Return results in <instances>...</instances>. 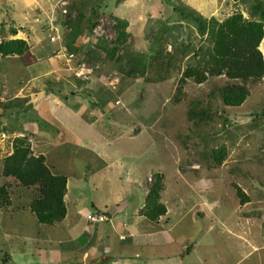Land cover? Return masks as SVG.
<instances>
[{
	"label": "rangeland",
	"instance_id": "rangeland-1",
	"mask_svg": "<svg viewBox=\"0 0 264 264\" xmlns=\"http://www.w3.org/2000/svg\"><path fill=\"white\" fill-rule=\"evenodd\" d=\"M96 2L103 3L101 9L105 12L100 15L94 34L113 41L118 33L117 20L126 19L134 53L150 55L145 81L116 77L119 64L110 59L91 73L85 70L76 76L82 62L91 66L86 48L71 58L68 53L58 51L63 47L67 22L79 20L86 30L90 24V5ZM254 3V0L0 3V40L4 36L24 38L30 44V50L23 56H0V88L4 91L7 81L24 82L22 103L29 100L34 103L32 110L26 104V109L8 112V133H13L11 126L22 130L24 135L31 129L33 152L44 154L54 173L68 177L69 208V217L58 226L41 224L28 209V201L37 195V188L13 183V204L8 210H0V264L51 261L80 264L84 252L91 248L96 251L89 252L87 260L101 258L103 250L93 235L96 225L99 230L96 236L108 241L103 235L109 232L115 247L111 255L116 258L103 264H134L135 260L138 264L166 261L167 264H264V84L256 85L241 107H225L217 97L213 99V118L199 129L188 119L190 104L210 100V91L225 83L224 78H212L203 84L190 82L184 87L187 100L177 107L170 103L193 48L208 45L188 14L191 8L205 17L225 18L237 11L251 17ZM82 13L86 15L82 17ZM12 28L18 30L17 34H11ZM260 48L264 55V40ZM95 50L105 55L101 49ZM50 56L59 63L49 66L53 64ZM71 75L81 82L99 79L90 86L78 85ZM47 79L53 80L51 85H45L47 88L60 91L78 88L80 94L71 96L67 91L57 106L54 96L53 103L48 102L50 96L35 100V93L43 91L41 84ZM62 112H71L72 126L56 121L55 113ZM6 135L1 134L0 138L5 139ZM223 144L228 149L227 158L220 167L210 168L208 152ZM157 173L164 176L162 200L168 211L154 223L136 211L144 206L145 195ZM8 180L2 177L0 185ZM235 184L251 197L249 203H240ZM89 211L110 212L111 224L91 223L87 218ZM116 222L119 225L115 226ZM127 223H132L136 230L145 224L151 231H164L165 241L145 250L132 246L135 238L125 230ZM122 235L126 240L121 239ZM131 254L138 257L133 260L129 258ZM143 256L146 259L141 262Z\"/></svg>",
	"mask_w": 264,
	"mask_h": 264
},
{
	"label": "trees",
	"instance_id": "trees-1",
	"mask_svg": "<svg viewBox=\"0 0 264 264\" xmlns=\"http://www.w3.org/2000/svg\"><path fill=\"white\" fill-rule=\"evenodd\" d=\"M250 13L251 17L244 16L240 11L232 13L225 18L216 15L205 17L198 10L191 8L189 15L196 21L199 33L206 42L207 48L196 47L191 53L192 57L185 63L170 103L177 107L187 100L188 94L184 87L190 82L203 84L212 78H224L222 85H215L210 91V100L206 103L201 100L191 102L188 109V119L199 129L213 118V99H218L225 107H241L253 94L258 84H264V55L260 48L264 40V3L254 0ZM89 3V0H85ZM94 5L96 7H94ZM103 3L96 2L90 5V24L85 30L79 20H71L66 24V35L62 44L68 54H78L79 50L86 48V56L90 64L102 63L110 59L119 64L116 77L131 81L143 82L150 65L148 52L134 53L131 37L128 31L129 23L126 19H118L117 36L108 41L104 36L94 34L100 15L105 12ZM178 8V7H176ZM180 12L185 13L180 9ZM82 13V17L85 16ZM12 28L11 34H17ZM1 33H5L2 26ZM76 33L78 38L71 39ZM86 33V36L82 34ZM96 49L104 51L102 55ZM30 50L29 42L24 38H7L0 40V56H23ZM181 66V65H180ZM178 67L180 71L181 67ZM51 85L53 81L47 80ZM32 109L33 105H29ZM13 152L0 159L1 175L10 180L0 185V210H8L13 204L11 198L13 183L25 188H37V195L30 200L28 209L37 217L39 223L58 225L67 215L65 196L68 192V177L56 174L47 164L44 154H35L32 142L27 135L17 136L13 139ZM211 160L210 168L220 167L227 158L228 149L225 144L212 148L208 152ZM164 176L156 174L145 197V204L138 214L146 219L158 223L160 218L167 214V206L162 200L164 189ZM237 196L241 204L251 201V197L236 185ZM108 215V214H107Z\"/></svg>",
	"mask_w": 264,
	"mask_h": 264
},
{
	"label": "crops",
	"instance_id": "crops-1",
	"mask_svg": "<svg viewBox=\"0 0 264 264\" xmlns=\"http://www.w3.org/2000/svg\"><path fill=\"white\" fill-rule=\"evenodd\" d=\"M35 1V0H34ZM1 4H4L5 3V0H2L1 2H0ZM25 14H26V12H25ZM28 14V13H27ZM11 31V30H10ZM94 31H95V29H94ZM96 33V32H95ZM97 35V34H96ZM78 38V35L76 34V33H73V34H71V39H73V40H76ZM2 40V39H1ZM58 51H60V53H64V52H66V51H64V48L62 47V49L61 50H58ZM86 51V50H85ZM79 52L80 53H83V51L82 50H79ZM67 53V52H66ZM2 57V56H1ZM14 57V56H13ZM15 57H20V56H15ZM56 57H57V55H56ZM2 58H7V57H2ZM49 61L50 62H53V64L51 65H49V66H54V64H58L59 62H58V60L54 57V56H50L49 57ZM99 64H103V62L101 63H97V64H95V66L94 65H91V66H88L87 64H86V62H82L80 65H79V67L77 68V70H76V72H75V75L77 76H79L81 73H83L82 71H85V70H88L89 72L88 73H91L92 71H94L95 70V68L96 67H99ZM92 68V69H91ZM71 69H74V67H71ZM65 73L67 74L68 72L67 71H65ZM65 74V75H66ZM70 78L73 80V81H75L76 83H78V85L80 84V85H86V86H90L91 85V83L92 82H95V81H97L99 78H94V79H92L91 80V82H89L88 80H85V81H83V82H81L80 81V79L79 78H73V76L71 75L70 76ZM47 80H51V79H47ZM47 80L45 81V82H43L42 84H41V88L43 87V91L41 92V90H39V93H35V97H34V99L35 98H37V99H35V100H37V101H39V98H42V99H47V98H49V96H50V98H49V100H48V102H51V103H53V100H52V96H54L55 97V104L54 105H58L59 103H60V98H63L64 96H65V94L67 93V91L68 92H70V94H71V96H76L77 95V97H78V94H80V91L78 90V88H77V90H73V89H66V90H62V91H60L59 89H56V88H52V89H50V88H47V87H45V85L48 83L47 82ZM7 81V80H6ZM51 81H53V80H51ZM14 84H15V89H13L14 87ZM24 85V82H19L18 80L16 81V82H13V83H10V82H8L7 81V84H6V90L4 89V91H3V88H0V135L1 134H8V136L10 137V140H7V138H8V136L5 138V139H2V138H0V154L2 153V152H7L5 155H0V159L1 158H3V157H5V156H8V155H10L12 152H13V144H12V142H13V139L15 138V137H17V136H23L24 134L22 133V130H20L19 128H14V127H16V126H11V128L13 129V133L12 134H9L8 133V129H7V120H6V117H7V114H8V112L10 111V110H12V109H16V110H18V108H23V109H26L27 107H25L26 106V104H29V105H33V108H34V103L33 102H31L30 100L29 101H27L26 102V104H24L23 105V101H25V99L23 98L24 96L22 95V93H23V91H24V88L22 87ZM98 87H100V85H98L97 87H96V89L97 90H99L98 89ZM101 88H102V86H101ZM11 89H13L12 91H11ZM22 89H23V91H22ZM47 91V93H45V91ZM85 90L86 91H88V87H86L85 88ZM9 91H11V93H9ZM20 94L23 96V97H20ZM82 96V95H81ZM66 98H69V96L67 97L66 96ZM67 100V99H66ZM94 103V102H93ZM39 103H37V105H38ZM68 105H65V108L67 107ZM32 108V109H33ZM31 109V110H32ZM94 109V108H93ZM66 110L67 111H70L69 109H67L66 108ZM56 114V116H57V118H56V121H58L59 123H62L64 126H67L68 127V125L69 126H72V115H71V112L70 113H68V112H62V113H55ZM76 115V114H75ZM56 127V126H55ZM57 128V127H56ZM62 128H60L59 127V129H57V130H61ZM56 130V129H55ZM17 132V133H16ZM36 133V132H35ZM16 134V135H15ZM25 135H27L29 138H30V141L32 142V150H33V138H32V133H31V129L29 130V131H26L25 132ZM53 140V139H52ZM34 151V150H33ZM35 153V152H34ZM2 175H1V172H0V181L2 180V177H1ZM4 180V179H3ZM22 187V186H21ZM35 193V192H34ZM68 196V192H67V194H66V196H65V201H66V197ZM146 196V195H145ZM32 199V198H31ZM30 199V200H31ZM30 200L28 201V202H30ZM66 205H67V201H66ZM91 206H92V211H94L93 210V203H91L90 204ZM142 208V207H141ZM67 210H68V212H67V215H66V217H65V219L62 221V222H64V221H66L67 220V218L69 217V208H68V206H67ZM92 211H89L88 213H87V218H88V215L90 214V212H92ZM93 213H95V212H93ZM136 214H138V210L136 211ZM145 218V217H144ZM146 219V218H145ZM112 220V217H111V214H110V212L108 213V219L105 221V222H108L107 223V225L109 226L111 223H110V221ZM62 222H60V223H62ZM105 222H103V223H105ZM59 223V224H60ZM91 223H93V222H91ZM98 223H101V222H96V223H93V224H98ZM58 224V225H59ZM93 224H91V226H92V228H94L93 227ZM57 225V226H58ZM117 225H119L117 222H116V224H115V226H117ZM97 226L98 225H96V228H95V231H94V238H96V239H99L98 241L95 239L94 241H97V246L99 247V249H101V250H103V255L101 256V258L100 257H98V258H94L93 260H87V258L86 257H88L89 256V252H93V251H96V249L95 248H91V249H87L85 252H84V254H83V261L80 263V264H103V263H105V262H112V260H113V258H116L114 255H111L112 254V252L114 253L115 252V247H114V244L111 242V239H110V235H109V232L107 233L106 231L104 232L105 234L103 235V236H107L108 237V241L106 240V239H104V238H102V237H100V235H97L96 236V233L99 231L98 229H97ZM124 227H125V230L129 233V235L131 236V237H133V238H135V240L134 241H132L131 242V244H132V246H136V245H138V246H142L143 247V249L145 250L146 248H147V246L149 247V248H151L152 247V245H159L158 243H163V241H165V239L163 238L164 236H165V234H166V232H162V231H151L149 228H147L146 226H145V224H144V226L142 225L141 226V229L140 230H136V228L132 225V223H127V224H125L124 225ZM130 228H131V230H130ZM163 230H165V229H163ZM124 235H122L120 238L121 239H123V240H126V238H125V236L123 237ZM125 238V239H124ZM104 241V242H103ZM109 245H111V248L109 247ZM138 256H135L134 257V255L133 254H131L130 255V257L129 258H131V259H133V260H135L134 258H137ZM85 258V259H84ZM140 258V257H139ZM143 260H140L141 262H144V260L146 259V257L145 256H143V258H142ZM7 260H8V258L5 256V258H4V261L7 263ZM59 260H60V255H59ZM111 260V261H110ZM44 263H46V262H44ZM58 263V262H57ZM57 263H53L52 261L49 263V264H57ZM168 263V261H166L164 264H167ZM58 264H62V263H58ZM125 264H127V263H125ZM134 264H138L137 262H136V260L134 261ZM172 264H175V263H172Z\"/></svg>",
	"mask_w": 264,
	"mask_h": 264
},
{
	"label": "built area",
	"instance_id": "built-area-1",
	"mask_svg": "<svg viewBox=\"0 0 264 264\" xmlns=\"http://www.w3.org/2000/svg\"><path fill=\"white\" fill-rule=\"evenodd\" d=\"M88 219L93 223L104 222L108 219V215L105 213H91L88 215Z\"/></svg>",
	"mask_w": 264,
	"mask_h": 264
},
{
	"label": "clouds",
	"instance_id": "clouds-1",
	"mask_svg": "<svg viewBox=\"0 0 264 264\" xmlns=\"http://www.w3.org/2000/svg\"><path fill=\"white\" fill-rule=\"evenodd\" d=\"M95 29H96V28H95ZM95 32H96V31H95ZM97 35H98V33H97ZM50 36H51V38H52L53 40H56V37H55L53 34H50ZM68 55L70 56V58L74 56L73 54H68Z\"/></svg>",
	"mask_w": 264,
	"mask_h": 264
}]
</instances>
